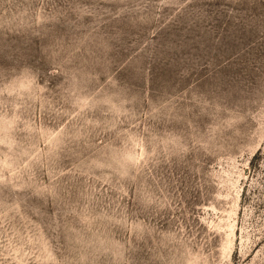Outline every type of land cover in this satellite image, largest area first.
<instances>
[{
	"label": "rangeland",
	"instance_id": "obj_1",
	"mask_svg": "<svg viewBox=\"0 0 264 264\" xmlns=\"http://www.w3.org/2000/svg\"><path fill=\"white\" fill-rule=\"evenodd\" d=\"M0 264H264V0H0Z\"/></svg>",
	"mask_w": 264,
	"mask_h": 264
}]
</instances>
